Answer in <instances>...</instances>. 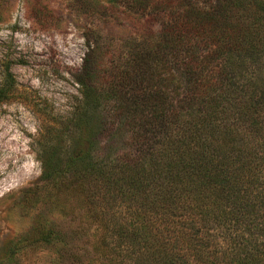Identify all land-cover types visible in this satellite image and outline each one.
Returning <instances> with one entry per match:
<instances>
[{"label": "trees", "instance_id": "trees-1", "mask_svg": "<svg viewBox=\"0 0 264 264\" xmlns=\"http://www.w3.org/2000/svg\"><path fill=\"white\" fill-rule=\"evenodd\" d=\"M106 2L156 28L114 54L97 34L83 65L60 174L92 232L76 264H264V0Z\"/></svg>", "mask_w": 264, "mask_h": 264}, {"label": "rangeland", "instance_id": "rangeland-1", "mask_svg": "<svg viewBox=\"0 0 264 264\" xmlns=\"http://www.w3.org/2000/svg\"><path fill=\"white\" fill-rule=\"evenodd\" d=\"M98 5L0 0V264H76L79 250L86 254L92 232L72 213L71 177L60 176L76 139L62 131L97 34L114 54L156 28L106 0ZM102 143L101 153L110 146ZM42 226L52 230L50 243Z\"/></svg>", "mask_w": 264, "mask_h": 264}]
</instances>
